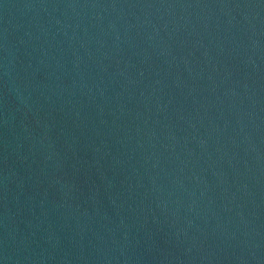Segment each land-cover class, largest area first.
Returning <instances> with one entry per match:
<instances>
[{"label": "water", "instance_id": "water-1", "mask_svg": "<svg viewBox=\"0 0 264 264\" xmlns=\"http://www.w3.org/2000/svg\"><path fill=\"white\" fill-rule=\"evenodd\" d=\"M0 264H264V0H0Z\"/></svg>", "mask_w": 264, "mask_h": 264}]
</instances>
